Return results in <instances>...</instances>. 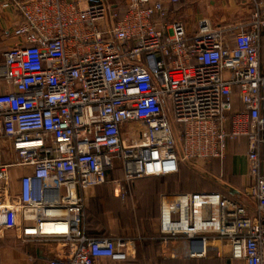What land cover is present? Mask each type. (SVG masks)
Returning <instances> with one entry per match:
<instances>
[{
    "label": "built area",
    "instance_id": "2783aa9c",
    "mask_svg": "<svg viewBox=\"0 0 264 264\" xmlns=\"http://www.w3.org/2000/svg\"><path fill=\"white\" fill-rule=\"evenodd\" d=\"M180 1L127 0L124 15L108 0L16 1L17 41L0 58V229L70 247L50 264L128 260L133 238L87 231L97 187L111 183L125 199L124 183L222 162L240 136L251 178L240 192L256 206L220 191L163 194L159 232L192 259L226 245L233 260L264 264V11L235 28L205 18L191 31L167 22L166 5ZM117 161L122 178L110 175ZM28 165L12 196L10 169Z\"/></svg>",
    "mask_w": 264,
    "mask_h": 264
},
{
    "label": "crops",
    "instance_id": "0c3cea01",
    "mask_svg": "<svg viewBox=\"0 0 264 264\" xmlns=\"http://www.w3.org/2000/svg\"><path fill=\"white\" fill-rule=\"evenodd\" d=\"M16 1L23 0H0V58L9 50L17 38L15 27L22 22V16L16 10ZM97 0H81V2ZM114 7L126 9L127 0H108ZM256 6L262 7L264 11V0H181L178 4L169 3L167 7V22L174 20L183 21L191 31L196 29L197 24L202 19H208L214 26L238 27L247 24ZM261 62L264 67V30L262 31ZM6 94L14 91L13 86L5 85ZM234 110L228 115L226 123L231 126L232 114L241 109V103L236 97L233 101ZM2 160L12 162L17 158L14 150L5 143ZM248 139L240 136L237 139L229 140L226 157L221 161H213L214 172L217 177H221L223 192L231 198L242 200L254 208L256 203L244 196L242 191L245 185L251 182L248 171ZM118 169L112 171L110 175L114 178H122L120 162L117 161ZM33 168L28 166H12L9 171L11 178V194L17 195L21 192L20 179L23 175L29 174ZM136 183H134L135 186ZM112 187V189H111ZM96 195L89 202L87 211V231L90 235L116 236L118 230L119 216L124 212L125 207H121V199L116 194L113 184H101L96 189ZM221 192V191H220ZM222 192V193H223ZM182 193V192H175ZM164 193V194H175ZM163 195V194H162ZM161 195V197H162ZM161 202V198H160ZM118 204L117 208L113 205ZM160 205V203H159ZM112 206V207H111ZM159 252L164 258L176 259L171 264H244L231 258L228 246H222L220 256H209L207 258H190L186 254V244L184 242L164 243L160 232ZM130 257L126 261L100 258L99 264H144L142 261L143 240L134 239ZM70 250L69 246L62 245L55 240L26 241L22 232L18 228L0 229V264H50V261L57 256L63 257ZM189 259H187V258Z\"/></svg>",
    "mask_w": 264,
    "mask_h": 264
},
{
    "label": "rangeland",
    "instance_id": "374dc122",
    "mask_svg": "<svg viewBox=\"0 0 264 264\" xmlns=\"http://www.w3.org/2000/svg\"><path fill=\"white\" fill-rule=\"evenodd\" d=\"M212 164L213 161L186 162L174 175L142 177L130 185L124 183L125 191L128 189L129 194L125 199L119 197L122 200L121 207H125L126 210L119 216L116 236L144 239L142 252L144 257L141 258L144 264H171V261H177L164 258L159 252L160 240L157 237L160 229L161 195L207 190L223 192L221 177H217ZM113 206L117 208L118 204L114 203Z\"/></svg>",
    "mask_w": 264,
    "mask_h": 264
},
{
    "label": "trees",
    "instance_id": "16d2710c",
    "mask_svg": "<svg viewBox=\"0 0 264 264\" xmlns=\"http://www.w3.org/2000/svg\"><path fill=\"white\" fill-rule=\"evenodd\" d=\"M117 8V10H118V12L120 13V15H124L125 14V11H126V9H127V7H126V9H119L118 7H116ZM211 191H217V190H211Z\"/></svg>",
    "mask_w": 264,
    "mask_h": 264
},
{
    "label": "water",
    "instance_id": "95a60500",
    "mask_svg": "<svg viewBox=\"0 0 264 264\" xmlns=\"http://www.w3.org/2000/svg\"><path fill=\"white\" fill-rule=\"evenodd\" d=\"M97 1H99V0H97Z\"/></svg>",
    "mask_w": 264,
    "mask_h": 264
}]
</instances>
